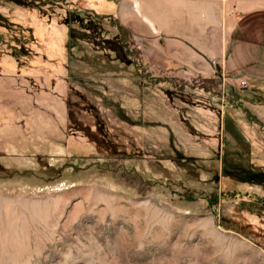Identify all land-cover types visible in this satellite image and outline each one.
<instances>
[{"label":"rangeland","instance_id":"obj_1","mask_svg":"<svg viewBox=\"0 0 264 264\" xmlns=\"http://www.w3.org/2000/svg\"><path fill=\"white\" fill-rule=\"evenodd\" d=\"M111 4L0 0V264H264V155L218 115L248 88Z\"/></svg>","mask_w":264,"mask_h":264},{"label":"crops","instance_id":"obj_2","mask_svg":"<svg viewBox=\"0 0 264 264\" xmlns=\"http://www.w3.org/2000/svg\"><path fill=\"white\" fill-rule=\"evenodd\" d=\"M115 11L129 24L139 26L136 24L139 16L153 32L172 36L165 42L172 61L196 64L193 71L202 73L207 71V61L214 59L226 76L246 81L248 89L238 99L239 106L237 102V106H219L220 132L229 130L231 137L238 136L243 143L240 154L250 155L251 151L254 156L264 155V144L258 145L264 136L255 127L264 125V0H112L111 6L100 14ZM190 30H196L202 37L197 53L188 41L179 39ZM207 35L208 42L214 44L212 48L205 44ZM229 87L230 92L235 91L236 83ZM247 113L257 121L251 120ZM255 164L254 161L250 166L252 172L259 171Z\"/></svg>","mask_w":264,"mask_h":264},{"label":"built area","instance_id":"obj_3","mask_svg":"<svg viewBox=\"0 0 264 264\" xmlns=\"http://www.w3.org/2000/svg\"><path fill=\"white\" fill-rule=\"evenodd\" d=\"M238 86H239V89H246L247 88V84L243 80L239 81Z\"/></svg>","mask_w":264,"mask_h":264}]
</instances>
